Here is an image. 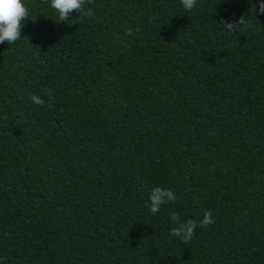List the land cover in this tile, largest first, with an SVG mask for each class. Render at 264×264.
Segmentation results:
<instances>
[{
    "label": "trees",
    "instance_id": "16d2710c",
    "mask_svg": "<svg viewBox=\"0 0 264 264\" xmlns=\"http://www.w3.org/2000/svg\"><path fill=\"white\" fill-rule=\"evenodd\" d=\"M260 2L94 0L58 22L26 0L0 44V264H264ZM157 186L177 200L153 215ZM205 210L190 244L171 234Z\"/></svg>",
    "mask_w": 264,
    "mask_h": 264
},
{
    "label": "clouds",
    "instance_id": "9594fccd",
    "mask_svg": "<svg viewBox=\"0 0 264 264\" xmlns=\"http://www.w3.org/2000/svg\"><path fill=\"white\" fill-rule=\"evenodd\" d=\"M51 8L58 12V22L68 21L72 12H77L83 17L93 18L95 12L89 4H94V0H50ZM182 6L191 11L197 6V0H181ZM257 10V7H256ZM258 10L264 13V0H261ZM31 16L30 7L26 0H0V44L7 42L9 45L15 44L21 39V32L24 28V22ZM149 17V20H152ZM246 24L244 16H241L238 22L222 20L220 26L226 31H236L241 25ZM140 26L135 29L129 28L128 35H133L134 32H139ZM49 98L52 97V92H45ZM31 101L37 105H44L45 101L41 96L31 95ZM177 200L176 194L170 188L154 187L150 194L145 207L149 208L153 215L157 214L161 207L170 202ZM172 222L171 234L178 237L184 244L191 243L195 236L196 229L207 228L215 221L211 210H205L202 219L198 222L193 219L181 221L180 215L176 212L170 214Z\"/></svg>",
    "mask_w": 264,
    "mask_h": 264
}]
</instances>
